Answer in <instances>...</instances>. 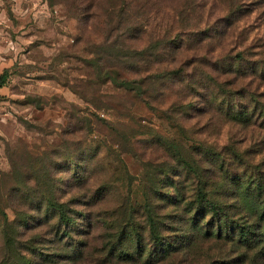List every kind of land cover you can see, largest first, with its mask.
<instances>
[{
  "label": "rangeland",
  "instance_id": "rangeland-1",
  "mask_svg": "<svg viewBox=\"0 0 264 264\" xmlns=\"http://www.w3.org/2000/svg\"><path fill=\"white\" fill-rule=\"evenodd\" d=\"M30 1L18 15L7 12V2L0 3V209L7 222L15 218L13 208L22 211L16 238L32 243L31 250H22L25 259L143 264L153 239L139 206L151 189L155 205L150 216L173 246L155 264H252V252L204 234L205 226L196 219L186 222L188 202L174 203L163 192H177L168 179L176 174L172 166L179 144L185 157L192 145L199 147L190 161L199 159L208 167L206 187L218 202L221 172L204 159L201 146L231 141L241 149L264 146L260 118L242 127L225 116L226 102L239 105L246 99L224 97L223 75L208 68L211 63L221 69L226 53L242 50L246 58L239 68L249 66L258 53L261 71L264 0H158L160 13L132 7L126 20L127 0ZM236 9L241 15L229 30L227 18ZM172 39L179 46L176 52L168 43ZM5 40L14 47L7 49ZM114 70L134 79L143 94L118 88L111 82ZM263 80L254 82L260 81L258 91L264 89ZM255 157L264 158V151ZM180 175L184 199H191L195 180L190 173ZM82 177L89 194L101 186L109 191L86 208ZM50 195L66 204L64 212L73 221L68 236L48 233L54 221L49 222L47 210ZM83 213L91 217L92 232L78 236L77 227L88 231L78 221ZM132 226L142 235V256L134 252L120 261L107 254L119 232L125 235ZM254 264H264V256Z\"/></svg>",
  "mask_w": 264,
  "mask_h": 264
},
{
  "label": "trees",
  "instance_id": "trees-1",
  "mask_svg": "<svg viewBox=\"0 0 264 264\" xmlns=\"http://www.w3.org/2000/svg\"><path fill=\"white\" fill-rule=\"evenodd\" d=\"M1 1L2 3L7 2L5 5L7 7L6 10L11 14L8 5L9 1ZM160 6L161 3L158 2V0H127L125 8L127 15H125V20L130 17V9L132 7L138 10L148 8L151 9L150 11L153 13H160ZM111 12L116 13L118 21L120 22V15L118 14L119 11L116 10V5H112ZM240 15L241 13L238 10L234 15L231 11V15L227 18V28L229 30L230 27L238 21ZM231 30H234V28ZM130 33V38L134 39L136 37L137 27H131ZM173 40L174 39L168 41V43L170 46L172 44V47L175 46L172 48V52H176L179 46L173 43ZM261 49V54H264V47ZM243 53L242 50L236 51L234 55L228 52L225 55V59L223 60L224 64L221 65V69L218 68V65L211 63L208 65V68L212 70L215 75H217V70L219 74L223 75L222 77H224V79L221 80V87L224 86L226 88L224 97L229 99L232 96H236L237 98L246 99L245 102H240L239 105L226 102L225 116L230 120L241 122L244 125L242 127L255 124L254 120L258 118H260L264 125V101H262V99L264 100V89L258 91L260 81L254 84L257 78L261 80L264 76V74L261 75V71L264 73V65L262 64L260 66L261 71L257 70L256 64L262 63L256 56L257 53L254 55L252 54L254 58L248 61L249 66L240 69V62L246 58ZM169 60L171 59L167 58L166 62ZM177 71L178 70H176L175 73H177ZM114 73L111 82L115 83L118 88L126 91V93L133 92L135 96L143 94L144 90L140 91V86L134 85V79L126 76L123 77L121 74H117L115 70ZM237 80L240 82L239 85H237ZM261 129L264 136V127H261ZM239 146L240 144L234 141L222 145L221 147L213 145L201 146L202 155L204 154L205 156L204 159L208 160L210 164L215 165L221 172V202L212 200L211 195L213 191L206 187L208 181L211 180V175L206 174V170H209L208 167L202 166L199 159H195L197 163L190 161V159H194L192 156L193 149H199V147H194V145L190 147L191 151L186 152L187 157L180 152V148L182 147L181 144L177 146L178 150L175 152V165L172 166V168L176 169V174L170 175V179L168 180H171L172 183L170 186L173 185L172 188L175 190L177 189L179 194L177 192L174 194L169 190L163 193H169L174 203L179 202V200L181 202H188L187 204H189V206L187 208L188 216L186 222L191 223L196 219V221H199L205 226L204 234L206 233L208 236L214 235L215 238L221 239L223 244L226 242L237 245L241 247L245 253L249 251L252 252V257H250L249 261L254 264L256 260L264 256V158L255 157L256 154L264 151V146L255 148L251 146L242 149ZM179 169L180 172H185L188 175L189 173L192 174L195 180L191 199L185 200V196L181 192L183 191L184 180L180 175ZM210 173H212V171H210ZM81 184L82 188L80 190H85L82 191L84 195L81 200V204L84 208L93 206L97 200L109 192L108 190H103L105 188L101 186V188L96 187L95 191L89 194V189L86 187L87 179L84 177L81 179ZM152 192L153 190L151 191V189L145 192V200L142 206H139L146 214L145 220L149 225L150 236L153 239V245L151 244V249H148L149 251L143 259V264H155L159 262L164 259L173 248V246L165 242L162 235L158 233L155 223L156 219L154 220V217L152 218V216H150V210L153 204ZM70 200L71 198L67 199L65 202L68 203ZM127 205L129 204L127 203ZM65 208V203L59 202L54 195L49 196L47 205V210H49L51 215V217H49V222L51 220L54 221L48 223V233L56 235L60 232L59 234L64 236L71 234L73 221L68 218V214L64 212ZM13 212L15 218L7 222L3 211L0 209V245H2V251L4 250V253H2L0 257V264H39L38 262L33 263L25 259V254H23L22 250L24 252L31 250L32 243L18 241L16 238V236H18L16 231L18 217L22 214V211L13 208ZM80 217V219L78 217V221H84L85 226H88V231L83 233V231L78 230L79 228L77 227L76 232H78V236L90 234L92 232L91 217H87L84 213L80 215ZM82 224L84 225L83 222ZM2 227L8 228V230L5 232ZM133 228L135 227L132 226L130 231L125 235L123 231H120L116 242H113L112 246L108 245L106 248L107 254L116 256L120 261L130 260L132 258L131 253L134 252H136L138 257L142 256L144 252V247L141 246L140 241L142 235L138 230L136 231ZM121 235L124 236L121 237ZM131 244H133L135 249ZM46 254L47 253H45V256L48 258ZM52 254V252L49 253V255ZM258 254L262 256H257ZM80 255L82 258L83 252ZM10 256H14L16 259L9 260L8 258H10ZM84 260L85 259L82 261Z\"/></svg>",
  "mask_w": 264,
  "mask_h": 264
},
{
  "label": "built area",
  "instance_id": "built-area-1",
  "mask_svg": "<svg viewBox=\"0 0 264 264\" xmlns=\"http://www.w3.org/2000/svg\"><path fill=\"white\" fill-rule=\"evenodd\" d=\"M10 12L18 15L22 14L28 9V6L31 5L30 0H8ZM7 49H12L14 47L13 42L11 40H5Z\"/></svg>",
  "mask_w": 264,
  "mask_h": 264
},
{
  "label": "crops",
  "instance_id": "crops-1",
  "mask_svg": "<svg viewBox=\"0 0 264 264\" xmlns=\"http://www.w3.org/2000/svg\"><path fill=\"white\" fill-rule=\"evenodd\" d=\"M0 3H2V1L0 0Z\"/></svg>",
  "mask_w": 264,
  "mask_h": 264
}]
</instances>
